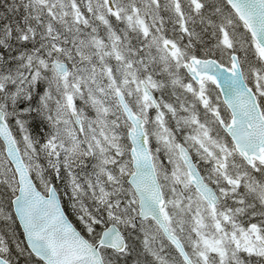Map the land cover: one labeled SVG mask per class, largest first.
I'll list each match as a JSON object with an SVG mask.
<instances>
[{
	"label": "rangeland",
	"instance_id": "1",
	"mask_svg": "<svg viewBox=\"0 0 264 264\" xmlns=\"http://www.w3.org/2000/svg\"><path fill=\"white\" fill-rule=\"evenodd\" d=\"M35 1L46 6L52 22L59 21V28L50 23L43 35L51 43L48 54L54 49L59 55L49 59L23 51L7 58L12 65L0 61V108L13 107L18 100L23 105L30 94L37 93L69 162L64 205L84 233L94 236L116 224L131 234L133 249L141 242L143 253L154 264H186L154 220L139 219L138 199L128 181L133 171L128 138L131 124L117 98L121 90L146 121L166 199L165 218L194 263L249 264L241 261V255L264 258V167L249 170L221 134L212 116L220 107V94L207 82L190 84L180 72L198 47L223 52L215 46L216 28L221 24L227 46L245 57L240 58L246 81L250 79L264 94V76L253 59L257 45L234 17L220 14L223 6L214 0H208L207 6L202 0ZM109 13L114 14V23ZM183 20L188 22L185 35L180 33ZM193 20L202 23L201 28L194 27ZM168 23L176 26L170 36L178 40L166 37ZM8 37L9 30L0 27V46L9 53ZM55 59L67 62L68 73L56 72ZM147 70L166 72L171 81L160 82L158 73ZM39 82L46 93L38 91ZM143 83L157 96L159 109L145 94ZM186 100L192 106H186ZM11 127L28 167L46 192L51 182L28 150L25 126L13 120ZM179 142L200 161L206 178L216 187L219 204L214 209L192 186L178 153ZM0 181L16 193V175L1 143ZM2 188L0 223L5 233L0 229V236L7 237L15 227V215L6 205ZM101 251L105 264H125L120 253L108 248ZM127 251L139 256L138 250Z\"/></svg>",
	"mask_w": 264,
	"mask_h": 264
},
{
	"label": "water",
	"instance_id": "2",
	"mask_svg": "<svg viewBox=\"0 0 264 264\" xmlns=\"http://www.w3.org/2000/svg\"><path fill=\"white\" fill-rule=\"evenodd\" d=\"M226 1L258 43L259 55L264 63V0ZM53 64L59 75L69 71L67 62L63 60L57 59ZM185 68L196 83L201 84L204 78H208L219 89L232 114L230 123L225 125L222 122V126L232 139L237 152L250 166L254 165L255 160L264 163V115L257 95L244 78L238 55H232L230 67L214 58L192 57L186 62ZM144 90L158 108V102L150 88L144 85ZM117 95L133 127L129 131L133 172L128 181L138 198L139 219L154 220L185 263L194 264L183 242L170 230L165 219L162 210L165 198L149 150L145 122L128 104L122 91L118 90ZM74 119L80 126L77 114H74ZM0 139L15 170L19 186L16 196L12 199L13 211L33 255L45 264H105L101 248L113 249L118 253L126 250L127 240L116 224H110L103 230L99 240L92 243L68 217L54 186L51 185L47 195L38 188L2 109ZM179 153L192 185L213 208L219 202L215 188L205 181L186 146L180 144ZM0 264L12 263L0 256Z\"/></svg>",
	"mask_w": 264,
	"mask_h": 264
},
{
	"label": "trees",
	"instance_id": "3",
	"mask_svg": "<svg viewBox=\"0 0 264 264\" xmlns=\"http://www.w3.org/2000/svg\"><path fill=\"white\" fill-rule=\"evenodd\" d=\"M192 2V0H191ZM203 5H208L209 1L206 0L201 2ZM214 3H221L223 6V11L220 14L224 13L226 15H230L234 17L236 22L238 23L241 30L246 32V35L250 38L252 44L254 45V41L251 38L249 32L247 31L246 27L240 20L237 18L234 11L228 5L226 0H214ZM203 11V10H200ZM205 11V10H204ZM211 12H209L210 14ZM164 14V13H163ZM206 14V15H209ZM219 14V15H220ZM216 16V14H215ZM109 17L111 22L114 23V14L109 13ZM216 21H218L219 16H216ZM57 21V20H56ZM52 22V17L49 10L46 6H40L37 4L35 0H0V27H5L9 30V37H8V46L10 47V52H6L5 47L0 46V61L3 63H8L12 65V61L8 62L7 58L12 57L17 52L29 51L34 52L42 56H48L49 59L56 57L59 55L56 50H52L50 55L47 52V49L50 48L51 43L47 42L46 31L50 23L55 28H59V21ZM194 27L201 28L202 23H198L197 20H193ZM185 27H188V22L186 23L185 20L182 21V26L180 33L186 34ZM224 25L219 24L216 28V39H215V46H219L223 52L215 53L214 50H210L204 46L205 49L197 48L196 55L197 57L207 58V57H214L220 62L224 64H228L229 60L228 57L231 56L232 53L236 52L233 48H229L224 41L223 35L221 30L224 28ZM120 35L123 36V32L119 26H117ZM172 30L176 31V26L171 27L166 25L164 29V33L168 39H177L175 37L170 36V32ZM48 33V32H47ZM185 40V38H184ZM130 49V47L128 46ZM212 51V52H209ZM258 49L255 50L254 55L255 60L258 61V67L261 68V73L264 76V65L261 62ZM240 55V57H245L242 55L241 52H236ZM53 55V56H52ZM252 63V65L254 64ZM150 73H158L157 76L160 82H166L167 80L170 82V75L166 72L162 75L157 71H149ZM148 72V73H149ZM181 74L184 75L183 77L190 81L188 75L184 69V67L180 70ZM157 78V79H158ZM248 83L254 88V90L258 93V97L260 103L262 105V109L264 111V102L263 96L261 95V89L252 83L250 79H247ZM191 84V81H190ZM39 92L44 91L42 88V82H39ZM261 92V93H260ZM263 94V93H262ZM264 95V94H263ZM196 99L195 97L192 100ZM2 102V101H0ZM2 103H0L1 105ZM186 106H192V104L186 100ZM7 114V119L10 124L13 120H18L21 122L22 125L25 126V130L28 134L27 137V147L29 152L38 159L39 163L41 164V168L43 169L45 177L55 185V187L59 190L63 197V204L66 201L65 195V186L68 182V166L69 162L66 158V151L65 148L60 144L62 142L57 136L54 131V128L48 118L44 105L41 103L37 93L30 94L29 99L23 105H19V100L13 107L2 106ZM17 116L18 119H14ZM176 128H179L176 126ZM186 128V127H185ZM184 130V127L181 129ZM221 132V128L219 129ZM224 133V132H223ZM229 140V139H228ZM230 141V140H229ZM1 145L3 146L1 140ZM230 144L232 142L230 141ZM238 156V155H236ZM238 158H240L238 156ZM241 159V158H240ZM79 165V164H78ZM249 170H255L256 168L248 167ZM264 167V165H263ZM263 175V174H262ZM259 179H262L260 177ZM0 187L2 188V193L6 195V205L8 209L13 213L12 210V198L14 196V191L10 188L7 184L0 181ZM17 191V190H16ZM64 191V195H63ZM66 210V207L64 205ZM67 214L69 215L70 219L74 222L77 228L92 242H96L100 236L99 232H96L94 236L86 235L83 229L76 223V221L71 217V215L66 210ZM15 220V227L12 229V233H10L7 237L0 236V255L10 261L12 264H44L39 258L33 255L30 250L28 249L26 242L24 240L23 232L14 217ZM105 222L108 224L109 221L105 219ZM0 229L2 233H5L4 224L0 223ZM134 230V228H132ZM15 235V236H14ZM125 236L128 240V248L127 250H138L139 256H143L145 260H141V257H137L133 254H130L127 250L121 253V256L124 258L123 262L125 264H154L150 258L147 256L146 253H143V247L141 242L135 245L133 249V240L132 236L129 232H125ZM246 256V255H245ZM241 261L244 260L246 263L258 264L264 263V258L258 257L256 255H249L246 258L241 255ZM215 259V257L213 258ZM217 262V257L215 259ZM229 264H238V262H230Z\"/></svg>",
	"mask_w": 264,
	"mask_h": 264
},
{
	"label": "flooded vegetation",
	"instance_id": "4",
	"mask_svg": "<svg viewBox=\"0 0 264 264\" xmlns=\"http://www.w3.org/2000/svg\"><path fill=\"white\" fill-rule=\"evenodd\" d=\"M140 28H142V27H144V25L143 26H139ZM137 47H140V46H137ZM147 64H148V62L147 61H145ZM147 72H149L148 70H147ZM205 83V82H204ZM203 83V84H204ZM209 85H210V87H213V89L214 90H216L215 89V87H214V85H212L211 83H209V82H207ZM203 84H201V85H203ZM201 85H196V86H201ZM217 92H219L218 90H216ZM206 102H207V100H206ZM213 114H212V116H213V118L215 119V121H216V123H217V126L219 127V128H221L222 127V125H221V120L222 121H224L225 123H228L229 122V120H230V118H231V113H230V111H229V109L227 108V106L223 103V101H222V99H221V97H220V107H218V109H215V110H213V112H212ZM202 113L199 111L198 112V115H201ZM219 114V116H217ZM221 119V120H220ZM222 130H223V128H221ZM221 132V131H220ZM221 134H223L224 135V133L223 132H221ZM180 143H182V142H179L178 143V145L180 144ZM183 144V143H182ZM190 153H192V152H190ZM194 156V155H193ZM194 158H195V160L198 162V164L200 163V161L194 156ZM182 160V159H181ZM199 166L201 167V165L199 164ZM202 170V169H201Z\"/></svg>",
	"mask_w": 264,
	"mask_h": 264
}]
</instances>
